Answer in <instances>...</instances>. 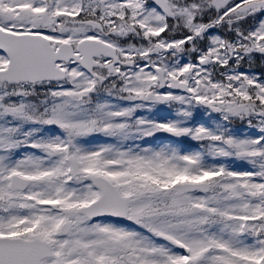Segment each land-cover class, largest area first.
Here are the masks:
<instances>
[{
    "label": "snow or ice",
    "instance_id": "obj_1",
    "mask_svg": "<svg viewBox=\"0 0 264 264\" xmlns=\"http://www.w3.org/2000/svg\"><path fill=\"white\" fill-rule=\"evenodd\" d=\"M0 264H264V0H0Z\"/></svg>",
    "mask_w": 264,
    "mask_h": 264
}]
</instances>
